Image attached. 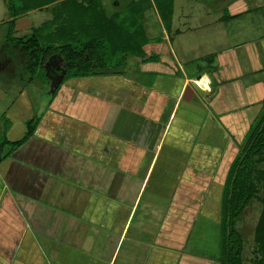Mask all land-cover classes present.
Listing matches in <instances>:
<instances>
[{
    "label": "crops",
    "instance_id": "0c3cea01",
    "mask_svg": "<svg viewBox=\"0 0 264 264\" xmlns=\"http://www.w3.org/2000/svg\"><path fill=\"white\" fill-rule=\"evenodd\" d=\"M199 1L203 15L172 3L166 26L153 1L130 0L142 56L53 91L8 86L0 264H196L216 218L219 251L223 187L264 108V0Z\"/></svg>",
    "mask_w": 264,
    "mask_h": 264
},
{
    "label": "trees",
    "instance_id": "16d2710c",
    "mask_svg": "<svg viewBox=\"0 0 264 264\" xmlns=\"http://www.w3.org/2000/svg\"><path fill=\"white\" fill-rule=\"evenodd\" d=\"M8 10L9 30L6 33V53L19 71L32 75L43 70L41 82L50 84L46 63L56 55L57 64L65 69L62 79L88 75L97 66H106L117 56L134 54L141 45L139 18L133 6L108 14L102 0H5ZM166 26L169 25L173 0H153ZM137 3V2H136ZM47 8L51 18L32 28L29 35L14 36L11 28L15 19L34 9ZM113 57V58H110ZM121 61V60H120ZM43 74V73H42ZM35 118L26 121V133L15 146L33 131ZM8 143L7 140L4 141ZM10 145V144H8ZM14 145L11 144L10 147ZM3 145L0 146V148ZM264 108L258 122L254 123L242 153L232 162L222 191L221 235L219 264H243L241 239L235 229V221L254 190V180L260 181L263 194L262 209L254 230V241L262 254L259 264H264Z\"/></svg>",
    "mask_w": 264,
    "mask_h": 264
},
{
    "label": "rangeland",
    "instance_id": "374dc122",
    "mask_svg": "<svg viewBox=\"0 0 264 264\" xmlns=\"http://www.w3.org/2000/svg\"><path fill=\"white\" fill-rule=\"evenodd\" d=\"M105 8L108 12L113 11H120L124 9L127 4H129L130 0H103ZM143 3H152L153 0H140ZM118 2V4L116 3ZM177 2V5H176ZM175 4V7L178 9H185L187 6L191 5L192 8H198L197 13H202L204 10L203 3L201 1H191V0H175L173 1ZM204 9V10H203ZM196 10V9H195ZM49 12L46 11V9H34L30 12H28L26 15H22L20 17H17L15 19V23L13 27L11 28V33L14 36H21V35H29L32 31V28L34 26H38L40 23L48 19ZM8 21V10H7V4L5 0H0V98L1 100L5 99L3 93L5 95H9L8 98L11 97L12 92L9 90V85H23L25 87H29L30 83H36L41 82V77L44 75L43 70H36V72L32 75L31 73L27 71H19L18 68L15 72L17 73L16 76H18L17 80H13V77H10V73L13 70L15 66V62L10 60V56L6 53V46L8 45V41L6 39V33H8L9 23ZM168 29V27H166ZM10 57V58H9ZM55 60L56 55L50 59L48 62V73L51 76H56V68H55ZM8 62V63H7ZM23 72V73H22ZM43 73V74H42ZM45 84V83H44ZM46 85V84H45ZM19 87V86H16ZM46 87L50 89V84H47ZM30 89V87H29ZM6 98L3 102L8 100ZM4 104L0 103V146L5 145L4 141L7 140L6 131L10 125V119L7 115V112L4 110ZM22 128V127H21ZM8 145V143H7ZM264 163L257 164L256 169L263 168ZM219 195L220 188L216 191ZM263 194L262 185L259 180H254V190L251 195V197L248 199L247 204L241 211V213L238 215L236 221H235V229L237 230L239 237L241 239L242 245H241V261L243 264H259L260 259L262 258V254L258 248V245L253 243V233L255 230V226L258 221L259 214L262 209V203L260 201V197ZM217 205V215H219L218 211L220 210L219 207V201L218 197H216ZM222 202V200H221ZM213 208V207H212ZM214 210V209H213ZM211 216L214 217V211L210 213ZM216 217V216H215ZM208 216L205 217L203 220H207ZM208 223V221H206ZM218 226L217 218L215 219V223H213V219L211 220L210 224H205V228L202 227V231H204L203 234V240L205 241V246H213L214 250L213 253L210 256V260H205V255L201 254V251H196L195 255V263L196 264H218V229L216 227ZM202 240V241H203ZM190 259V258H189Z\"/></svg>",
    "mask_w": 264,
    "mask_h": 264
},
{
    "label": "water",
    "instance_id": "95a60500",
    "mask_svg": "<svg viewBox=\"0 0 264 264\" xmlns=\"http://www.w3.org/2000/svg\"><path fill=\"white\" fill-rule=\"evenodd\" d=\"M54 56L55 55L51 56V58L54 57ZM50 59L46 63V74L50 78V89L49 90L50 91H53L58 86V84L62 81L63 75L65 73V69H62L57 64V61H56L57 60V57H56V60H55V68L57 70L56 76L54 77V76L49 75V73H48V66L47 65H48V62L50 61Z\"/></svg>",
    "mask_w": 264,
    "mask_h": 264
},
{
    "label": "built area",
    "instance_id": "2783aa9c",
    "mask_svg": "<svg viewBox=\"0 0 264 264\" xmlns=\"http://www.w3.org/2000/svg\"><path fill=\"white\" fill-rule=\"evenodd\" d=\"M196 84L200 86L204 90H209V84L206 80H204L202 77L198 78L196 80Z\"/></svg>",
    "mask_w": 264,
    "mask_h": 264
}]
</instances>
